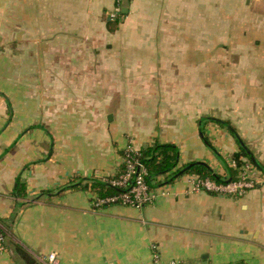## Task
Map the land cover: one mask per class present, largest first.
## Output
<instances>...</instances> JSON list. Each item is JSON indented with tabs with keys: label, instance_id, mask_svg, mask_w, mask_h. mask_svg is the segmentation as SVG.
Here are the masks:
<instances>
[{
	"label": "crops",
	"instance_id": "crops-1",
	"mask_svg": "<svg viewBox=\"0 0 264 264\" xmlns=\"http://www.w3.org/2000/svg\"><path fill=\"white\" fill-rule=\"evenodd\" d=\"M115 1L0 0V264H264V0H121L118 22ZM204 117L255 150L254 188L159 175L149 204L93 206L127 147L232 180L238 142Z\"/></svg>",
	"mask_w": 264,
	"mask_h": 264
},
{
	"label": "built area",
	"instance_id": "built-area-1",
	"mask_svg": "<svg viewBox=\"0 0 264 264\" xmlns=\"http://www.w3.org/2000/svg\"><path fill=\"white\" fill-rule=\"evenodd\" d=\"M121 14V0H116L110 19H116ZM229 167L236 170L237 177L232 180L217 181L209 177L190 175L188 177L191 185L190 191H209L221 195L239 196L247 189H252L257 184L258 170L251 162L238 165L237 161L229 156L227 159ZM147 168L141 160L139 149L127 147L123 151V168L119 175L109 180L111 186L120 189L119 192L107 196H96L92 200L94 207L119 204L123 206L141 207L151 203L158 195L146 182ZM4 252V237L0 234V254ZM43 264H58L56 253L51 252L45 257H38ZM153 264H175L170 261L165 263L154 253Z\"/></svg>",
	"mask_w": 264,
	"mask_h": 264
},
{
	"label": "trees",
	"instance_id": "trees-1",
	"mask_svg": "<svg viewBox=\"0 0 264 264\" xmlns=\"http://www.w3.org/2000/svg\"><path fill=\"white\" fill-rule=\"evenodd\" d=\"M117 18L115 19V21L117 20L116 22H118ZM204 118L208 120H213L220 126L226 128L230 132V134L234 137V139L238 142L239 149L236 153L232 155V157L237 161L238 165H241L244 162L249 161L254 166L256 167L258 166L259 168L263 170V168L261 167L262 165L258 161H256V158L254 157L251 150L243 142V140L240 138V136L236 132L235 128L228 121L215 119L213 117H204ZM204 141L210 148H212V146L210 145V143L207 141L205 137H204ZM139 151L141 154V160L143 161V163L145 164L147 168L146 182L149 185V187H151V183L154 182L155 178L159 175H164V180H165L164 183H169L173 181L176 177L184 173H195L200 177H209L217 181L228 180V179H222L220 175L214 173L207 164L203 162H196V161L182 165L180 168L170 173V171L177 165V162H178V150L176 146L173 144L156 143L146 148H140ZM253 158L257 162L256 164L252 161ZM230 169H231L230 174L232 175L230 179H233L235 178L234 173H236V170L232 169L231 167ZM93 184L95 186H98L99 189H101V191H104L105 189L107 194L102 195L101 197L114 194L120 191V189L111 186V184L109 183V180L107 183L97 180V181H94ZM16 195L20 198H26L27 196L26 191H25V184L20 179H18L17 181ZM17 249L21 257L25 261H27L30 264H34V261L36 262L35 258L32 255H30L25 249L23 248H17Z\"/></svg>",
	"mask_w": 264,
	"mask_h": 264
},
{
	"label": "rangeland",
	"instance_id": "rangeland-1",
	"mask_svg": "<svg viewBox=\"0 0 264 264\" xmlns=\"http://www.w3.org/2000/svg\"><path fill=\"white\" fill-rule=\"evenodd\" d=\"M241 54H242V53H241ZM263 55H264V52H260V51H257V52L254 53V56L257 57V59H259L258 57H261V58H262ZM261 74H262V73H261ZM261 74H260V75H261ZM253 151H255V150H253ZM253 151H252V152H253ZM248 162H249V161H248ZM256 180H257V179H256Z\"/></svg>",
	"mask_w": 264,
	"mask_h": 264
},
{
	"label": "water",
	"instance_id": "water-1",
	"mask_svg": "<svg viewBox=\"0 0 264 264\" xmlns=\"http://www.w3.org/2000/svg\"><path fill=\"white\" fill-rule=\"evenodd\" d=\"M255 164L257 163L256 161H255V159L253 158V160H252Z\"/></svg>",
	"mask_w": 264,
	"mask_h": 264
}]
</instances>
